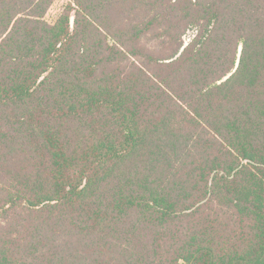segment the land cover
Here are the masks:
<instances>
[{
  "label": "trees",
  "instance_id": "trees-1",
  "mask_svg": "<svg viewBox=\"0 0 264 264\" xmlns=\"http://www.w3.org/2000/svg\"><path fill=\"white\" fill-rule=\"evenodd\" d=\"M0 0V264H264V0Z\"/></svg>",
  "mask_w": 264,
  "mask_h": 264
},
{
  "label": "rangeland",
  "instance_id": "rangeland-1",
  "mask_svg": "<svg viewBox=\"0 0 264 264\" xmlns=\"http://www.w3.org/2000/svg\"><path fill=\"white\" fill-rule=\"evenodd\" d=\"M69 0H53V3L46 13L45 19L48 22H53L56 20L58 15L67 7Z\"/></svg>",
  "mask_w": 264,
  "mask_h": 264
}]
</instances>
